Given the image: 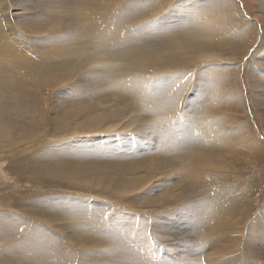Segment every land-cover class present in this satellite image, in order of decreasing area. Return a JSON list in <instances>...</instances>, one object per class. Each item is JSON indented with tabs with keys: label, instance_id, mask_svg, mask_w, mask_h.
<instances>
[{
	"label": "bare ground",
	"instance_id": "6f19581e",
	"mask_svg": "<svg viewBox=\"0 0 264 264\" xmlns=\"http://www.w3.org/2000/svg\"><path fill=\"white\" fill-rule=\"evenodd\" d=\"M107 2L108 0H0V56H2L0 81H10L17 75L27 74L37 82L42 81L45 87L48 86L54 91L52 98L46 89L43 91L44 106L52 105L53 111L52 115H48L49 122L45 124L42 121L35 131L27 130L34 128L35 114L18 115L20 118L23 116L30 120L33 126L27 122L26 128L20 123L18 125L17 116L0 125V136L3 135L5 127L6 132L15 131L18 137L7 139L5 137L4 144H1L0 139V152L9 151L13 154L1 162L9 159L13 169L22 172V159L29 158L35 162L32 164L37 167V175L51 178L48 181H52L54 177L55 180L59 179V184L76 191V186L71 184L77 176L81 180L89 181L99 194L92 195L91 188L87 186L84 190L86 194L68 191L72 198L83 197V200L76 202L75 207L73 203L70 208V198L67 196L58 194L37 196V193V203L31 208L37 206L44 213L37 216L34 215L36 212L33 214L36 217L35 223L30 220L34 217L27 216L22 220L23 216L15 212L18 209L16 208L13 212L0 213V226L11 220L17 223L16 225L22 224L23 232L29 233L30 238L38 244L35 249L40 250H43L42 243L47 234V226H51L53 237L51 241L58 242L56 235L58 233L63 235L72 242L74 248L76 245L80 247L78 252L84 250L86 254L80 253L82 257L91 259L87 260L86 264H198V246L190 233L195 236L198 244L205 248L201 257L202 262L217 258L218 264H224L237 258V261L264 263V231L256 232L260 237H255L248 234V230L250 232L253 230H247L248 222L255 227L264 226V209L255 211L254 215L258 219L253 215L246 220L244 226L241 222L249 211L256 210L250 201L252 197L260 194V202L264 206V188L261 193H258L259 189H253L255 184L256 186L261 184L264 175L261 158L258 157L264 155L262 146L256 149L258 145L256 147L251 145L250 139H247L251 136L246 135V129L241 131L239 126L236 136L232 135V123L237 118L235 114L237 112L233 111L236 96H232V93L223 94L221 87L225 85L224 79L221 80L214 73L211 76L216 88L214 93H217L215 100L207 83L201 80V77L206 75L199 70L192 84L188 82L190 77L185 78V81L182 78L180 81L187 66L204 57L230 58L221 55L213 39L207 38L208 35H213L209 32L213 30L212 26L211 30L207 29V11L215 8L216 5L212 3L215 4L216 1L211 3L213 6L206 0L202 7L190 5L173 8L167 10L164 16L154 17L149 13L154 9L156 0H123L120 2L119 10L116 8L117 12L107 14L105 25L108 26V30L102 31L103 23H97L94 16L93 27L91 28V24L84 26V31H87V36H91L93 44L88 46V42H85L86 37L84 43L78 38V34L72 38L69 36V27L63 25L67 17L73 18L83 26L82 23L90 13L95 14L102 12L100 10L106 7L111 8V4H106ZM222 7L224 8V5ZM136 14L148 17V20L137 25L138 29L136 26L129 27L132 32L126 33L124 39L118 40L122 37L120 31L134 21ZM210 16L211 14L207 17ZM213 20L212 22H215ZM147 27L152 29L148 30ZM18 28L32 34L31 43L24 41L23 37L17 38L21 33L20 30L19 33L16 32ZM145 29L151 33H142ZM97 30L102 35L99 36L98 32V36L96 35L98 40L94 41L93 37ZM240 30L237 33L241 36L227 34L223 42L232 45V49L241 50L240 41L243 37ZM104 38L106 42L102 41ZM11 40L18 45L9 43ZM110 40L115 41V44ZM96 43L98 47H93ZM211 63L213 62L207 66ZM178 67L183 69L181 74L177 72L179 75H172L173 70ZM120 69L123 72H120ZM262 70L256 69L253 72L259 81L262 79L263 85L259 81L256 82L251 99L255 104L256 113H260L258 116L264 132V69ZM201 71L204 72L203 69ZM148 82L155 84L150 87ZM177 82H180V86L189 88V92L182 95V87L175 86ZM143 85L147 88H143ZM187 91L188 89L185 92ZM14 100L15 104L19 105L16 99ZM147 103H152L155 111L156 107L164 106L169 109L167 121L170 131L164 133L146 130L148 120H154L151 128L154 129L156 126V116L152 110H148ZM195 103L199 107H194ZM240 103L247 110L246 102L241 99ZM183 106L189 111L188 120L185 117L188 123L182 130L178 128L181 130L179 134L182 135L179 139L178 135H172L176 137L175 140L167 141V136L170 137L169 134H174L177 130L174 127L176 130L172 131L171 124L176 123L172 122ZM1 116L7 119L3 113ZM52 121L53 130L57 129L62 135L42 138L43 133L46 136ZM126 131L136 133L126 134ZM112 132L121 133L113 136L109 134ZM80 138L85 140L80 143L78 140ZM62 139L65 152L49 151L51 146L47 144ZM15 143H19L21 147L18 145L20 148H14ZM244 143L247 144V149L242 147ZM75 146L80 148L84 161L78 162L77 155L68 150ZM129 150L132 151L128 152ZM113 151L120 153L112 154ZM0 156L2 157L1 154ZM240 163H250L258 168L251 181L241 176V172H235L240 168L238 166ZM215 171H218V174ZM256 172L260 177H257ZM209 174L216 176L210 180ZM0 175L1 177L4 175L1 167ZM235 182L246 185L242 190H238ZM38 189L35 191L39 192ZM200 190L208 191L205 193L206 197L196 199L195 195ZM106 191L114 199L113 205L111 201L108 202L109 197L100 196ZM4 194L5 192L3 196ZM95 197L101 199L97 200ZM184 199L197 208V213L193 214L184 208ZM166 202H170L169 206ZM116 206H120V210H114ZM139 212H143L141 223L136 226V216L140 214ZM150 214H155L157 220L152 219ZM176 216L189 227L190 233L181 225L171 222ZM0 234L5 235L1 229ZM153 234L161 236L166 243L169 242L170 247L164 248L161 241L158 244L162 246L152 249ZM6 237L9 241V233ZM103 249L107 251L110 249L112 256H108V252H103Z\"/></svg>",
	"mask_w": 264,
	"mask_h": 264
},
{
	"label": "rangeland",
	"instance_id": "374dc122",
	"mask_svg": "<svg viewBox=\"0 0 264 264\" xmlns=\"http://www.w3.org/2000/svg\"><path fill=\"white\" fill-rule=\"evenodd\" d=\"M109 1L110 0H108V2L106 4L110 3L111 4V8L110 7H106L107 9L105 8L103 10L102 9L100 10L102 12H96L95 14L90 13L87 16V18L84 21V23H82L83 26H80V24L78 22H76L73 18L67 17L65 19L66 21L64 20V23L67 24V25H65V24H63V25L66 28L69 27L68 28L69 36L72 38L73 35L78 34L79 35L78 38L81 39L82 42H84V38L86 37L85 42H88V46H89V44H93L92 43L93 41L90 38L91 36L89 37V36L86 35L87 31H84L85 30L84 26L86 24H88V25L91 24L90 26L92 28L93 25H94L92 17L94 16L93 18L97 21V23H103L102 31L108 30L107 29L108 26L105 25L107 17L112 12L115 13V12H117L119 10V7L121 6L120 2H122L123 0H115L114 3H113V0H111L112 3L109 2ZM186 1H188V0H185V1L184 0L183 1L182 0H156L155 7H154V9H152L151 13H149V14H151V16L153 14L154 17L155 16H159L160 17L164 13L166 14L167 10L169 11V10H172L173 8L175 9V8H178V7H190V5L194 6V7H196V6L202 7V6L205 5L204 1H206V0H189L188 2H186ZM208 1H209L210 6H213V5H216V6H215L214 9H209V11H207V16L211 14L210 18H212V20L214 19L213 21H215V22H212V20L209 17L206 16V18H208L206 20L208 22V26H207L208 27L207 28L208 31L211 30V26H212V29H213L212 31H209L213 35H211V36L208 35L209 37H207V38L213 39V41L215 42V45L217 47V51H219L221 53V55L227 56V57L230 56V58L229 59H225V58H220L219 57L220 58L219 59V58H210L209 56L204 57V59H201V60H199V61L187 66L188 69L186 68V70H185L186 72H184V75L180 78V81L182 80V78H184V81H185V78L190 77L191 79H188V82L192 84V82H193L192 80H193V78H194V80L196 79L197 72L199 70V72H201L204 75H206V76H202L201 80H203V81H205L207 83V87L212 91L213 98L215 100L216 97H217V93H214L216 88H215V86L213 84V79H212L211 76L214 73L215 75L219 76V78L221 80L224 79L223 81H224L225 85L223 84L224 86L221 87V91L223 92V94L224 95H228V94L231 95V93H232V96H234V97L236 96L235 97L236 101H235V103L233 105V107H234L233 111L234 112L236 111L238 114L235 113L237 115V118L235 119L234 123H232V125H233L232 135L236 136V133L238 131L237 126L240 127L241 131H244L246 129L247 130L246 135L249 134V136H251V138L247 137L248 140L250 139V142H251L250 144L254 145V147H256V145H258L256 147V149H258L259 146H262V150L264 152V132L262 130V121L260 122L261 119H260V116H258L260 113H256L255 104H254V102L251 99V96L253 98V94L255 92L254 89H253V86H255L256 82L259 81L258 80V76L256 74L253 75V72H254V70L256 71V69L260 70V71L262 69H264V64H263L264 63V12H263L264 11V3H263V1L264 0H221V1L220 0H211V2H210V0H208ZM215 1L218 2V3H216ZM116 2H118V3H116ZM183 2H186V3H183ZM212 2H215V4L212 3ZM211 3L213 5H211ZM258 3H259V5H258ZM220 4L222 6L224 5V8H226V9H224ZM117 5H118V7H117ZM237 10H238V12H237ZM231 13H232V15H231ZM214 14H216L217 16L216 15L213 16ZM99 15H100V17H99ZM96 16L99 17V19H97ZM103 18H105L104 21H101ZM69 20H72V21H69ZM133 20L134 21H131V23L127 24L126 28H129V27L132 28V27L136 26V29H138L137 25L143 24V22H145V20H148V17L146 18L145 16H141L140 14H136L134 16ZM231 20H232L233 24H231L232 23ZM213 23L215 25H211ZM216 23H218L217 26H216ZM224 25L226 27H227V25H231V26L233 25V26L232 27L228 26L227 28L226 27L224 28ZM256 25H257V27H256ZM244 26H245V28H244ZM209 27H210V29H209ZM218 27H219V29H217ZM234 27H236V28H234ZM126 28H124L123 30L120 31V35L122 37H119L118 40L124 39V37L128 33L132 32V31H130V28L129 29H126ZM220 28H222V29L224 28L223 29L224 32H227V33H223V31ZM146 29L149 30V29H152V27H150V28L147 27ZM146 29L143 30L142 33H145V34L151 33L150 31H147ZM240 29H242V30H240ZM244 29H245L246 33L244 32ZM19 30L21 31L22 35H20L21 33H19ZM218 30H219V32H218ZM239 30L242 32L241 33L242 37L245 40V41H243V39H241V41H240L241 42V48L243 49V50L241 49L242 51L237 49V48L232 49V45L230 46V45H228V43L226 44L225 42H223L225 40L223 38H226L227 34H229L230 36H232V35L233 36H235V35L239 36L240 34L237 33ZM254 31L257 32V34ZM16 32L19 33L17 38L21 39V37H23L24 41H26L27 43H31L30 42V38H31V35H32L31 33L24 32V31H22L19 28H18V30L16 29ZM98 32H99L98 30L96 31V33L94 32L95 33V36L93 37L94 41L98 40L97 39ZM155 32H159V31H155ZM213 32L215 33V35H214ZM253 33H255V34H253ZM167 34H170V32H167ZM216 34H218V35H216ZM101 35L102 34L99 32V36H101ZM157 36H159V35H157ZM219 36H222V37H219ZM237 36H235V37H237ZM10 38H12V37L10 36ZM210 39H207V41L210 40ZM113 40H115V39H113ZM113 40H110V42H113L115 44V41H113ZM14 41H17V39H14ZM102 41L106 42L105 38ZM9 43H15V42H13V40H11ZM117 43H119V42L117 41ZM219 43H221V44H219ZM16 45H18V43ZM93 47H98V44L97 43L94 44ZM222 50L225 51V52H223ZM258 57H259L260 60L263 59L262 60L263 62L260 61V60H259L260 61L259 62L258 61ZM0 59H2V56H0ZM255 59H257V60H255ZM210 62H213V63H211L209 66H207V64L210 63ZM204 63H205V65L207 67L204 66ZM222 64H224V66ZM211 65H213V66H211ZM218 65L221 66V67H219ZM203 66L206 68V70H205V68ZM255 66H256V68H255ZM191 67H194V68H191ZM212 68L215 69V70H213ZM216 68H218V69L220 68L219 71ZM177 69H179V71H175ZM202 69H203V71L205 70L206 72L205 71L202 72L201 71ZM252 69H254V70H252ZM170 70H172V69H170ZM182 70L183 69L181 67L180 68L178 67V68L174 69L173 70V74L172 73L171 74L174 75V76L179 75V74H177V72L178 73L180 72V74H181ZM141 71H142V69H141ZM93 72H95V71H93ZM120 72H123V70L120 69ZM251 72H252V74H251ZM209 73L210 74L212 73V74L209 75ZM140 74H144V73H140ZM77 76H79V73H77ZM227 78H229V79L226 80ZM15 81H16V84H14ZM261 81H262V79L259 82L261 83ZM41 82L42 81H40V80L38 82L33 80L27 74H25V75H17V77L11 78L10 81H0V107H1L0 108V125L1 124H6L7 123L6 120L11 119L13 116H17L18 117V119H17L18 125L20 123L21 126H23V128L24 127L26 128L27 126L25 125L26 124L25 122H27V124L31 123L32 126H33V123L30 120L25 119L23 116L20 118L18 116L19 114L20 115H24V114H27V115L35 114L36 115V117H33L34 120H35V125L33 126L34 128H29L27 130H30V129L32 130L33 129L35 131L37 129V127L40 126V123L42 121H44L45 124L47 122H49L48 115H52L53 107H52V105H48V104L46 106H44L45 104L43 102V98L42 97H43L44 89L47 90V92L49 93L50 98L53 97V92L54 91L51 90L48 86L45 87L44 83L43 82L41 83ZM160 82L164 83V81H162V80H160ZM17 83H18V85H17ZM179 83L180 82L176 83V85H175L176 88L178 86L182 87V86H180ZM226 83H227L228 87H227ZM148 84H149V82H148ZM152 84L154 85L155 83L154 82H150L149 86L152 87L153 86ZM15 85H16V87H14ZM144 85H143V88H147L146 86L144 87ZM261 85H263V83H261ZM183 87H184V89H183ZM183 87L181 88L182 95H184V93L187 94L189 92V88H186L185 86H183ZM188 87H189V84H188ZM29 88H31V89H29ZM58 88H62V87H58ZM185 88H186V90L188 89L187 92H185L186 91ZM3 89H4V91H3ZM256 89H258V88H256ZM28 91H30V92H28ZM38 98L42 102H40ZM239 98H241L243 101L246 102V105H248L247 106V110L244 109L243 106H241L242 105L240 103L241 99H239ZM14 99H16V101H17V103H19V105L15 104V102H14L15 100ZM237 99H239V100H237ZM146 105H147L148 110H152L153 113L156 116V124H155L156 126L154 127V129L151 128L152 125H154L153 124L154 120L151 119V121H149V120L146 121V126H147L146 130L147 131L154 130L156 132H164V133L170 131L169 130V123L167 121V115H168V110L169 109L165 108L163 106V107H156L157 111H155L154 106H153L152 103H147ZM30 107H32V108L34 107V108L32 109ZM184 107L185 106H183V108H180L179 115L172 122V123H174V122H176V123L171 124V125H173L171 127V130L172 131H175L176 129L177 130H176V132H174V134H169L170 137L167 136V141L168 140L169 141L175 140L176 137H174V136L178 135L177 139H179V137L182 136L181 134H179V131L181 132V130L183 129L184 125L185 126L187 125L188 121L186 123L185 117L188 120L187 115L189 114V111L184 109ZM194 107L197 108L199 106L197 105V103H195ZM237 107H239V108L237 109ZM36 108H37V110H36ZM1 113L6 115L7 119L5 117L1 116ZM182 117H184V119ZM38 119H40V121ZM38 122H39V124H38ZM23 123H24L25 126L23 125ZM184 123H186V124H184ZM176 124H178V125H176ZM13 126L14 125H11V127H13ZM52 126H53V121L50 122V126L48 128L46 136L44 135V133L41 135L42 138H53V135H55L56 137H60L62 135V134H59L57 132V129L53 130ZM174 127L176 128L175 130H174ZM259 127H261V128H259ZM178 128L181 129V130H179ZM250 128H251V130H250ZM131 129H133V128L131 127ZM22 130H24V129H20V131H22ZM248 130H249V132H248ZM2 132H3V135L0 136V139H2V141H1L2 143L1 144L5 143V137H6V139L7 138H14V137L18 138L17 135L15 134V131L6 132L5 127H4V131H2ZM72 132H74V131H72ZM120 133L112 132V133H109V134H111L113 136H116L117 134H120ZM134 133H136V132L126 131V134H134ZM257 133H259V134H257ZM172 135H174V136H172ZM78 140H79L80 143H82L85 140V138H80ZM63 141L64 140L62 139L60 141H56V142L47 144V145L51 146V149L49 151L65 152L66 148L64 146H62ZM174 143H177V142L174 141ZM14 145H15V146H13L14 148H16V147L20 148L21 147V145H19V143H17V144L15 143ZM242 147L244 149H247V144L244 143L242 145ZM140 148L142 150H145V148L143 146H140ZM68 150L72 151L73 154L77 155L78 162L84 161L83 160V155H82L79 147L75 146V147H72V148H70ZM131 151L132 150H129L128 152H131ZM161 152H165V153H168V154H174V153H170V152H167V151H161ZM113 153L118 154V153H120V151H113L112 154ZM0 154L2 155V157L0 156V167H1V172L4 174L2 177L0 175V189H1L0 190V210H1L0 213H5V212H9V211L13 212L16 208H18V209L15 210V212L18 213L20 216L21 215L23 216L22 220H24V218H26L27 216L31 217V218L34 217L33 219H30V220H31V222L33 221L35 223L36 222V220H35L36 217L34 215L37 216L38 214H41L42 212L44 213V211L39 209L37 206L34 207V209L31 208L32 206H34L37 203V198H36V194L37 193H38L37 196L38 195H42V194L44 196H49L51 194H58V195H61V196H67V197L70 198V205H69L70 208H72V204L73 203H74L73 207H75L76 202H79V201L83 200V197L72 198V197L69 196V193H67L68 191L71 192V193L74 192V193L86 194L84 190H85V186H87V187L91 188L92 195H94V196H98L99 195V194H97L95 192L94 187L91 185V183L89 181L81 180L77 176L75 177V179L72 181V184H71V185L76 186V191H73L72 188H67L64 184H59V182H58L59 179L55 180L56 178H54V177H52V181H48L51 178L47 179V177L45 175H42V176L37 175V167L33 165L35 162L34 161L33 162L30 161L29 158H23L22 159V163H23L22 172L24 174L22 172H17L15 169H13V166L10 165V161L11 160L8 159V160H5L4 162H1V161H3V159L5 157H7V156L9 157V156H11L13 154H11V152H9V151H2V152H0ZM69 156L71 158L72 154L69 155ZM258 157L261 158V163H262L261 168H262V171L264 172V155H259ZM238 166L240 168L237 169L235 172H241L242 173L241 176H243L246 179H248V181L252 180V177L254 176L255 171L258 169L254 165H250V163H248V164L247 163H240V164H238ZM173 171H174V169H173ZM257 172H256V175H257ZM216 173L218 174V171ZM209 176H210V180H213L214 177L216 176V174H209ZM202 177H203V175H202ZM257 177H260V175H257ZM45 178H46V180L49 183L45 180ZM260 183H259L260 185H258V186H256V184H255V186L253 188L254 190H256V188L259 189L258 193H261L262 190H263L262 188H264V175H263L262 181ZM57 184H59V185H57ZM234 184L237 185L236 187H238V190H242L243 186L246 185V184L242 185L241 183L237 184L236 182ZM262 184H263V186H262ZM43 185H45V186L43 187ZM260 186H261V188H260ZM37 189L40 190V191L36 192ZM1 191H2V193H1ZM200 191L198 192V194L195 195L196 199H202V198L206 197L205 193L208 192V191H204V190H200ZM4 192H5V194L3 196ZM107 193H109V192L106 191L105 194H102L100 196H103L104 198L105 197H109V201L108 202H110V201L112 202L114 199L112 198V196L110 194H107ZM199 196H200V198H199ZM201 196H203V197L201 198ZM260 197H261V195L258 194L257 196H254V197H252L250 199V201L253 202L254 207H255L256 210L249 211L248 215H247L248 217L244 216L245 218H243V221H241V222H243L242 226H244L245 223H247L246 220L248 221L249 220L248 218L252 217L255 214V211H261L262 209H264V206L262 205V202H260ZM95 199L99 200L101 198L95 197ZM168 203L170 204V202H166V204L169 206ZM111 204L113 205V202ZM183 204H184V208L186 210L191 211L193 214L197 213V208L194 205H192L190 203V201L185 200V201H183ZM173 207H175V204L173 205ZM31 209H33V210L32 211H28V210H31ZM114 210H120V206H116V208ZM121 211H125V210H121ZM139 213L140 214H138L136 216V226H139V224L141 223V213H143V212H139ZM250 214H251V216H250ZM150 215L152 216V219H156L157 218V216L155 214L154 215L150 214ZM254 217H255V219H258V218H256L255 215H254ZM4 220H7V218H4ZM137 222H139L138 225H137ZM171 222L177 223V224L181 225L184 229H186L189 233L191 232L189 227L182 220H180V218L178 216H176L173 219H171ZM16 224L17 223H14L13 220H11L9 223H7V224L4 223V225L1 224V226H0V229L5 233V235L6 234L8 235V233L10 235V239H9V241H7L8 240L7 237H6L7 235L5 236L4 234H0V264H18L19 262H24L25 264H86L87 260H91V259L85 258V256L82 257V255L80 253L83 252L84 254H86L84 252V250H81L80 252H78V248H80V247L76 245L75 248H74V246H72V242L69 241L67 238H65L63 235H60L59 233L56 235V237L58 239V242H52L51 239L53 237H52L51 230H50L51 226L50 227L47 226V234L44 237L43 243H42L43 250H40V248H36L35 249V246L38 245V244H35V241L32 238H30L29 233L23 232V227L24 226H22V224H20V225H16ZM248 229L253 230V232H250ZM247 230H248V234L249 235H251V236L255 235V237H257V236L260 237V235H257L256 232L264 231V226L255 227L254 225H252V224H250L248 222ZM57 232H60V231L57 230ZM190 234L192 235V237L195 240V243L198 246L197 263L198 264H218L217 263V258H214V259H212V260H210L208 262H202L201 261V257H202V255L205 252V248L198 244L197 239L195 238V236L192 233H190ZM1 235H3V236H1ZM152 237L154 239H156V240H154ZM151 239H153L154 242ZM151 239L150 240L152 242V249H157L159 246H162V245L158 244L161 241L164 244L163 245L164 248L167 249V248L170 247L169 246V242L166 243L167 241L164 240L161 236H159L157 234H153L151 236ZM158 239H160V240H158ZM47 240L49 242H45ZM103 252H108V256H112V254H113L112 252H110V249L108 251L103 249ZM142 254H143V252H141V255ZM115 259H116V257H115ZM236 259L233 262H224V264H264V263H260L259 261L248 262V261H242V260L237 261ZM2 260H4L6 263H4V261H2ZM44 261H46V262H44Z\"/></svg>",
	"mask_w": 264,
	"mask_h": 264
}]
</instances>
